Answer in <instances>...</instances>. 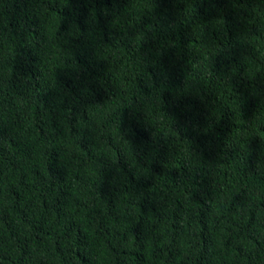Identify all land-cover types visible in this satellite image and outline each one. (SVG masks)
I'll use <instances>...</instances> for the list:
<instances>
[{
  "label": "trees",
  "instance_id": "obj_1",
  "mask_svg": "<svg viewBox=\"0 0 264 264\" xmlns=\"http://www.w3.org/2000/svg\"><path fill=\"white\" fill-rule=\"evenodd\" d=\"M0 264H264V0H0Z\"/></svg>",
  "mask_w": 264,
  "mask_h": 264
}]
</instances>
